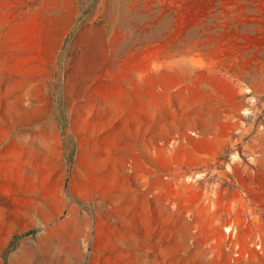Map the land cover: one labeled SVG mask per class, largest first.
<instances>
[{"label": "rangeland", "instance_id": "rangeland-1", "mask_svg": "<svg viewBox=\"0 0 264 264\" xmlns=\"http://www.w3.org/2000/svg\"><path fill=\"white\" fill-rule=\"evenodd\" d=\"M0 264H264V0H0Z\"/></svg>", "mask_w": 264, "mask_h": 264}, {"label": "crops", "instance_id": "crops-1", "mask_svg": "<svg viewBox=\"0 0 264 264\" xmlns=\"http://www.w3.org/2000/svg\"><path fill=\"white\" fill-rule=\"evenodd\" d=\"M97 33V36L93 37V34L90 31L83 30L81 31L76 40L78 41L79 46H89L90 48H99L100 47V42L102 38L101 31L99 30Z\"/></svg>", "mask_w": 264, "mask_h": 264}]
</instances>
